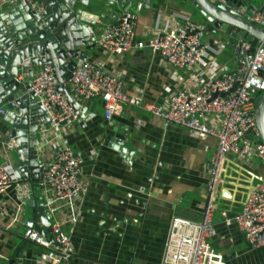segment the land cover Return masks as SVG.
Returning <instances> with one entry per match:
<instances>
[{
  "label": "crops",
  "instance_id": "0c3cea01",
  "mask_svg": "<svg viewBox=\"0 0 264 264\" xmlns=\"http://www.w3.org/2000/svg\"><path fill=\"white\" fill-rule=\"evenodd\" d=\"M183 9L184 5L173 0H154L150 8L134 1L129 11L138 17L137 37L147 39L158 18L185 12ZM112 21L110 17L100 21L96 38ZM85 54L119 74L128 94L159 104L165 103L179 87L180 78L194 72L224 75L239 71V64L223 49L209 65L194 71L173 69L159 53L145 48L105 55L95 45ZM80 106L85 108H79L84 118L64 125L61 133L83 158L80 178L87 191L75 200L76 221L63 228L72 256L60 264H161L172 217L201 219L215 139L195 135L177 124L164 126L161 120L136 106L124 105L120 115L107 120L99 96L90 97ZM217 120L207 119L209 124H216ZM114 139L122 144H115ZM6 140V121L0 118V141ZM122 146L129 153L118 149ZM54 148L50 145L44 149V161L50 159ZM11 151L0 143V163L12 162ZM128 154L129 161L125 159ZM263 179L264 168L254 153L246 159L229 154L222 163L212 218L216 232L208 242L223 254L226 264H264V245H250L238 226L225 225L222 216L223 209L229 215L235 214ZM16 207L10 188L0 196V264H8L17 249L20 252L12 264H43V248L24 236L32 208L23 205L16 221ZM66 212L64 209L62 214Z\"/></svg>",
  "mask_w": 264,
  "mask_h": 264
},
{
  "label": "built area",
  "instance_id": "2783aa9c",
  "mask_svg": "<svg viewBox=\"0 0 264 264\" xmlns=\"http://www.w3.org/2000/svg\"><path fill=\"white\" fill-rule=\"evenodd\" d=\"M16 1L0 0V8ZM25 1L31 9L38 7L36 0ZM239 1L246 4L248 0ZM250 6L254 11L245 12L243 16L258 24L264 32V9L259 13L260 7ZM137 19L136 13L127 10L104 27L95 39L102 53L120 55L145 48L159 53L173 69L188 68L194 71L209 65L224 45L220 41L201 45L195 32L197 25L186 12H172L163 19L158 18L147 39L137 37ZM242 46L244 51L250 49L245 40ZM245 59L246 63L239 65V71L235 73L196 75L194 72L180 78L179 87L162 104L145 102L139 95L128 94L119 74L107 70L102 61L93 60L86 54L78 58L79 64L61 84L68 87L73 100L79 102V107L90 97L99 96L107 120L120 115L124 105L136 106L161 120L164 126L177 124L195 135L215 139V150L208 165L207 200L201 219L191 221L172 217L161 264H226L223 254L208 242L216 232L212 218L222 163L229 154L246 159L248 154L254 153L264 168V143L259 138L251 94L252 88L257 92L264 91L263 43L253 53L247 54ZM37 67L33 71L29 91L34 94L36 103L47 117V120L37 121L41 155L39 166L42 169L37 183L41 187L43 206L52 215L50 228L53 237L44 236L33 228H26L24 236L29 242L43 248V264H60L72 256L69 237L63 228L67 223L76 221L75 200L87 191L86 183L80 178L83 158L66 143L61 133L64 125L79 120V108L75 109L67 94L57 88L59 82L50 64L42 63ZM23 78V73L18 75V79ZM7 104L12 121H19L22 112H15L16 102L12 100ZM5 114L6 109L0 106V118ZM211 117H217L216 124L208 123L207 119ZM0 143L6 150H13L17 146L12 138ZM50 145L55 148L51 150L50 159L44 161V149ZM10 188L17 203L13 215L17 221L25 201L33 194L31 182L18 176L12 163H0V196ZM64 209L67 211L65 215L62 214ZM222 216L225 225L235 223L238 226L250 245H264V179L246 196L235 214L229 215L223 209Z\"/></svg>",
  "mask_w": 264,
  "mask_h": 264
},
{
  "label": "water",
  "instance_id": "95a60500",
  "mask_svg": "<svg viewBox=\"0 0 264 264\" xmlns=\"http://www.w3.org/2000/svg\"><path fill=\"white\" fill-rule=\"evenodd\" d=\"M38 7L31 9L25 0H17L0 8V106L15 101V112L21 111L19 121L13 122L10 113L1 118L6 121V134L12 138L16 147V160L12 158L15 173L21 178L29 180L33 194L25 201L26 207L32 208V216L26 219V228L36 229L40 234L53 237L50 224L52 215L43 206L41 187L38 180L41 174L40 138L36 132L37 121L47 120L45 112L36 103L34 94L29 91L34 68L42 63L51 65L59 82L57 88L65 92L69 102L75 109L79 102L73 100L68 87L61 84L69 77L72 70L79 64L78 58L85 54V50L93 49L96 45V27L102 18L114 19L119 12L130 9L132 2L150 8L154 0H36ZM196 7L202 19H192L197 25L195 32L201 40V45L214 41L223 42V50L232 56L233 62L239 65L246 63L245 56L253 53L262 42L264 32L261 27L246 19L245 12H253L254 8L239 0H179ZM173 0L176 4L179 2ZM185 6V4H184ZM107 15L100 11L107 8ZM264 9V2L258 9ZM220 32L222 35L213 36ZM251 35L247 44L250 49L244 51L242 46L245 38ZM211 38L209 40H206ZM219 38V39H217ZM225 39V40H224ZM84 47V48H82ZM23 73L24 78L18 79ZM255 106L256 124L259 138L264 143V91L251 89ZM215 96V95H214ZM81 111L79 119L84 118ZM85 109V108H84ZM115 144L122 141L114 139ZM122 153L128 152L124 146L118 147ZM129 153V152H128ZM11 155V154H10ZM129 154L125 156L128 159ZM23 244V243H22ZM20 249L14 253L8 264H12L18 257Z\"/></svg>",
  "mask_w": 264,
  "mask_h": 264
},
{
  "label": "rangeland",
  "instance_id": "374dc122",
  "mask_svg": "<svg viewBox=\"0 0 264 264\" xmlns=\"http://www.w3.org/2000/svg\"><path fill=\"white\" fill-rule=\"evenodd\" d=\"M177 1H179V0H177ZM264 0H248L247 2H246V4L247 5H253V6H255V7H259L261 4H262V2H263ZM179 3V5L180 6H182L183 7V5L185 4V8L186 9H183L185 12H187V13H189L192 17H194V18H198V19H202L201 18V15H200V13L197 11V9H196V7H193L191 4H189V3H180V1L178 2ZM3 8V7H2ZM107 9H108V7L107 8H102L100 11H98V10H95L94 9V11L96 12V13H98V14H101L102 12H104L106 15H107ZM107 18V17H106ZM106 18H102V20L103 21H105L106 20ZM99 26V24H95V25H93V27H98ZM213 36H220V35H222L220 32H217V33H214V34H212ZM217 39H219V38H217ZM250 39H254V37L253 36H251V35H248L246 38H245V41H248V40H250ZM225 40V39H224ZM220 42H222V41H220ZM223 43V42H222ZM227 51V50H226ZM4 108L5 109H7L8 108V104L7 103H5L4 104ZM11 158H13V159H15L16 160V152L14 151V150H12L11 151ZM26 210H27V212H28V210L30 211V209L29 208H26Z\"/></svg>",
  "mask_w": 264,
  "mask_h": 264
}]
</instances>
